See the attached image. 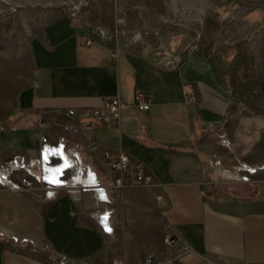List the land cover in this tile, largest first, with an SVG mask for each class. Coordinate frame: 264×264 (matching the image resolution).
I'll list each match as a JSON object with an SVG mask.
<instances>
[{"label": "crops", "instance_id": "crops-1", "mask_svg": "<svg viewBox=\"0 0 264 264\" xmlns=\"http://www.w3.org/2000/svg\"><path fill=\"white\" fill-rule=\"evenodd\" d=\"M100 25L59 14L32 37V72L6 116L10 123L0 127L39 135L35 147L23 141L0 149L2 203L25 217L34 204L37 233L57 254L84 264H147L148 255L155 264H264V159L249 158L260 144L246 131V115L236 120L218 65L192 49L169 51L168 62L156 48L132 46V36L122 39L119 14L104 25L119 26L118 36H99ZM86 35L94 40L85 42ZM139 91L151 97L149 109L135 105ZM94 106L108 116L94 129L65 127L87 120ZM70 108L78 113L69 115ZM42 132L65 143L49 168L41 161ZM92 139L142 161L153 182L113 187ZM25 169L63 177L47 178L56 182L52 192L18 188L14 173ZM11 233L0 225V264H47L14 247ZM168 235L176 241L167 243Z\"/></svg>", "mask_w": 264, "mask_h": 264}, {"label": "rangeland", "instance_id": "rangeland-1", "mask_svg": "<svg viewBox=\"0 0 264 264\" xmlns=\"http://www.w3.org/2000/svg\"><path fill=\"white\" fill-rule=\"evenodd\" d=\"M65 13L107 26L119 14L122 39L132 36V46L156 48L166 60L173 57L171 50L192 49L214 61L234 95L236 120L246 115V131L260 144L249 158L264 159V0H0V126L10 123L6 116L32 72V37L47 20ZM38 135L0 127V149L22 148L23 141L35 147ZM42 184L32 190L46 191ZM2 200L0 225L12 230L14 247L42 256L47 264H84L57 254L37 233L41 218L34 215V204L25 217Z\"/></svg>", "mask_w": 264, "mask_h": 264}, {"label": "built area", "instance_id": "built-area-1", "mask_svg": "<svg viewBox=\"0 0 264 264\" xmlns=\"http://www.w3.org/2000/svg\"><path fill=\"white\" fill-rule=\"evenodd\" d=\"M120 33V27L115 25L113 26V30L110 29L107 26L100 25L98 28V34L99 36L103 38H112V35L118 36ZM94 40V38L90 35L85 36V42L90 43ZM119 50L118 43L116 44V47L114 49V54L117 55ZM168 62H171V59H167ZM188 99L190 101L194 100V95L189 94ZM117 104H119L118 101H116ZM135 105L141 109L146 110L149 109L151 106V97L147 95L143 91H139L136 94L135 97ZM69 115H76L78 112L75 108H70L68 110ZM107 113L105 109L101 106H94L91 109L90 117L87 120L82 121L80 124H66L67 129H72L74 131H78L80 128L92 130L94 129L97 124L104 119H106ZM41 139V161L43 164V167H50L53 162L54 158L63 157L64 149H65V143L62 141H59L58 143H52L50 141L49 135L46 132H42L40 135ZM89 148L91 151L94 152H100L104 162L107 164L110 172L113 176V183L112 186L117 188L120 191H123L126 187L130 186H141L145 184H150L153 182V176L150 174L145 164L140 160H133L132 157L128 152L123 150L122 148H111L107 147L99 142H97L95 139H92L89 143ZM14 162H16L18 165H21L24 167L26 164L24 162L21 163L19 159L14 157ZM70 164L67 163L66 168ZM64 167V168H65ZM16 178H18L19 184L18 188L22 189H33L37 187L38 182H43L44 189L48 190L49 192H52V187L55 182L53 179H47V178H62L61 172L54 176H50L47 174H40L36 175L31 170L25 169L24 171H16L14 173ZM7 174L3 175V178H6ZM56 183V182H55ZM165 241L169 244H172L176 241V238H174L171 235L165 236ZM190 247L187 245L185 247V250H188ZM147 264H155L153 260L152 255H148L145 261Z\"/></svg>", "mask_w": 264, "mask_h": 264}]
</instances>
